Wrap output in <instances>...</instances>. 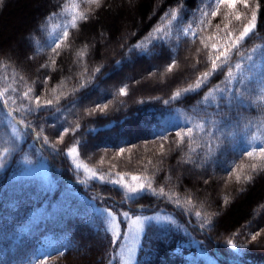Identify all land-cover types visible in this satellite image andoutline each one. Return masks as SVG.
<instances>
[{
    "label": "trees",
    "instance_id": "16d2710c",
    "mask_svg": "<svg viewBox=\"0 0 264 264\" xmlns=\"http://www.w3.org/2000/svg\"><path fill=\"white\" fill-rule=\"evenodd\" d=\"M208 4L0 0V151L10 146L13 136L22 137L15 162L8 158L0 168V264H69L67 257L79 259L86 248L92 264H109L111 256H119L122 239L114 253L97 207L117 215L129 211L171 218V224L154 221L145 227L132 264H236L229 259L264 264V158L258 151L253 157L241 154L243 148L264 145V84L245 85L240 105L235 98L229 104L219 92H210L232 86L226 83V68L202 87L196 83L211 69L210 45L223 35L224 24L236 32L257 5L255 30L239 54H233L232 63L253 48L264 51V0H250L249 9L238 5L242 22L231 16L225 20L222 8L216 18H204L210 27H201ZM173 9L178 20L169 31ZM64 31L69 33L66 38ZM109 43L111 50L106 49ZM142 65L147 68L140 69ZM189 87L196 90L185 92ZM177 91L181 96L172 100ZM49 100L51 105L41 107ZM8 108L25 126L17 127ZM201 121L208 122V131L202 130ZM185 124L194 131H182L181 139L175 130ZM214 125L223 131L216 132ZM33 133H39L40 141H34ZM161 133L167 141L159 138ZM73 147L77 160L91 169L87 174L77 171L67 154ZM25 156L37 165L45 163L48 176L36 174L33 167L23 170L20 160ZM92 172L103 174L106 182L92 179ZM118 173L125 180L147 177L144 182H151L154 192L126 199L125 191L110 182ZM119 225L123 232V223ZM256 232L261 235L252 241ZM229 239L242 246L238 253L228 246Z\"/></svg>",
    "mask_w": 264,
    "mask_h": 264
},
{
    "label": "snow or ice",
    "instance_id": "6c2138e0",
    "mask_svg": "<svg viewBox=\"0 0 264 264\" xmlns=\"http://www.w3.org/2000/svg\"><path fill=\"white\" fill-rule=\"evenodd\" d=\"M89 3H99V0H88ZM243 5L245 9H249L250 6V0H209L208 8L210 11H204L202 14V17L199 20V24L201 27H210L211 21L208 20L207 24L205 23L206 17H212L216 18L217 16L221 15L222 8L225 10L223 13V17L225 20L229 19V17H234L235 21L242 22V14L237 11V6ZM259 5L256 6L258 8ZM256 8L250 9L251 11V17L247 19V22H242V27L237 29L236 32L229 29L228 24H224L223 35L218 36L217 43H212L210 45V52H209V60L211 63V69L210 71H205L202 73V75L197 79V88L202 87L207 81L210 79L211 75H214L217 71L222 69H227L225 75L228 78L226 83L232 85L231 87H226L224 89H220L219 86H217L214 89H210V92L216 91L219 92L220 99L227 100L229 104L232 102V99L235 98V100L240 104H244V97L242 94V88L245 85H252V84H264V51H261L259 47L251 49L249 54L246 58H242L240 61L236 62L235 64L232 63V57L233 54H239L242 46L244 45V42L247 38L254 32L255 30V21H256ZM86 19V17H84ZM178 20V13L176 9H173L171 12V20L169 21V31L171 29L172 21ZM75 26V25H73ZM216 29L220 30V24L216 25ZM191 30V25H189V28H185L184 34L187 36L188 32ZM158 32L163 31L161 29H157ZM238 33V34H237ZM68 32L64 31L63 37L68 36ZM196 33H193V36H195ZM158 39H161L162 43L165 42L164 37H158ZM209 39H212L209 37ZM204 42L203 39L201 41ZM59 47V44L56 45ZM139 47V45H137ZM205 47L208 48L209 45L205 44ZM55 51V49H53ZM199 51V49L197 50ZM212 52H215L216 55L213 58ZM244 59H247L248 63L245 65ZM175 64V60L172 61V64H169V71H171L172 66ZM98 71V69H97ZM196 89H193L192 87H189L188 89H185V92L189 91H195ZM31 91V89L29 90ZM121 94L125 93V89H120ZM224 93H229L230 95L225 96ZM28 92L24 93V96H28ZM181 96V93L179 91L175 92L172 96V100H176ZM207 99V97H206ZM37 103L39 102V97H36ZM52 101H47L46 105H41V107H47L48 105H51ZM143 103V101H141ZM163 103L165 105H168L170 103L169 100H164ZM106 107V105H105ZM11 115V113H9ZM207 121H201L200 127L204 131H208L207 128H205V125L207 124ZM25 124L24 120L20 121V124L17 125V127H23ZM29 128H31V125H28ZM216 132H222L223 129L219 125H214ZM77 128H79V125H77ZM186 130L188 134L193 133V128L185 124L183 128L177 127L175 130V134L177 137H181V132ZM167 131V130H166ZM64 133L68 132L67 128L63 129ZM214 135V133H213ZM159 138L167 141V135L164 133H161L159 135ZM183 137H181L182 139ZM20 139L22 137H16L13 136L12 140L10 142L9 147L3 148L2 151H0V168H4L8 162V158H11L13 162H15V158L17 155L16 152V145L19 143ZM33 139L34 141H40V135L39 133H33ZM60 139H63V136H60ZM255 139V137H253ZM43 145H47V137H44L43 139ZM49 147H51L49 145ZM163 147V145H161ZM213 145L209 144V148L211 149ZM216 147H219V145H216ZM23 148H21V151ZM53 153L58 154V150H56L54 147L52 148ZM125 149L121 148L120 152L123 153ZM259 152L261 158H264V145H260L259 147H251V150L248 148L242 149V155H246L248 157H253L256 152ZM77 152V148H69L67 149V154L71 156L72 154ZM42 159V158H41ZM20 163L24 166H26L23 170L30 169L37 165V163H34L31 159H29L27 156L23 157L22 160H20ZM75 169L78 171L81 169L80 164H76ZM253 171L256 170L257 165L253 164L252 166ZM85 172H90L91 169H88L86 166L83 169ZM118 179H113L110 182L121 188L126 193V199H133L138 194H143L147 191L154 192V189L152 187L151 182L145 183L144 181H148L147 177H141L137 175H132L131 180L134 183H126L125 177L123 174H117ZM92 179L99 180L101 183H105L104 175L103 174H97L96 172H92ZM239 176L237 177V180L239 181ZM247 179H251V177H248ZM164 190L163 188L160 189V193L163 194ZM178 206V205H177ZM99 215L103 216L105 218V222L107 227L105 228V231L110 233L109 238V247L113 250L114 253L117 252V250L120 248V240L127 238V235L129 232H133L135 234L142 235L144 232V229L150 222H157V223H168L171 224L172 220L171 218L167 220H159L156 217H147V216H141L139 214H133L129 211H121L119 215H117L115 212H113L108 207H97L95 210ZM196 216H200V212H196ZM208 221L206 220L205 223ZM123 223L124 230L123 232L120 230L119 224ZM261 235L260 232H256L255 234L251 235V240L256 241L257 238ZM228 246L235 252H239L240 245L234 242V240L229 239L227 241ZM59 255H64L63 252H60L58 250ZM44 259H47L45 257ZM131 257H129L130 261ZM115 261V264H125V262L117 255H113L110 257L109 264H113ZM37 264H42V262L38 261Z\"/></svg>",
    "mask_w": 264,
    "mask_h": 264
},
{
    "label": "rangeland",
    "instance_id": "374dc122",
    "mask_svg": "<svg viewBox=\"0 0 264 264\" xmlns=\"http://www.w3.org/2000/svg\"><path fill=\"white\" fill-rule=\"evenodd\" d=\"M21 42H23V44L26 46L27 45V43H28V41H27V39H25V37H23L22 36V38H21ZM106 49L107 50H111L112 49V44L111 43H109V44H107L106 45ZM11 50H13L12 48H11ZM6 52H9L8 50H5ZM143 68H145L143 65L142 66H140V69H143ZM147 68V67H146ZM145 68V69H146ZM144 70V69H143ZM142 70V71H143ZM131 73H130V71L129 72H126V76H128L129 77V75H130ZM142 81V80H141ZM148 81V80H147ZM150 81V83L149 84H151L152 83V81L151 80H149ZM154 83V82H153ZM134 129L132 128V126H130L128 129H127V132L129 133V134H133L134 133ZM71 158H72V160H73V162H74V165H76V164H80L82 167H81V169H84V167L85 166H83L78 160H77V158H76V155H75V153L74 154H72L71 155ZM32 170H34L35 171V173L36 174H39L40 176H42L43 178H46L47 177V166H46V164L44 163V164H40V165H37L36 167H33L32 168ZM84 171V170H83ZM85 172V171H84ZM86 174H87V172H85ZM183 173L184 174H190V176L192 177V180H197V177L196 176H194V175H192V171L191 170H189V169H184L183 170ZM125 182L126 183H129V184H131V183H134L132 180H131V178L129 179V180H125ZM215 182H218V181H215ZM141 216H147V217H156V218H160L161 217V219H163V217H166L167 215H160V214H147V215H141ZM119 227H120V225H119ZM262 227V226H261ZM120 230H121V227H120ZM260 231V230H259ZM262 232L264 233V227H263V230H262ZM138 238H139V234H135V233H133V232H129L128 233V235H127V238H125V239H122V246H121V249H120V252H119V257L125 262V264H132V262H133V253H135V250H136V248H137V245H138ZM129 257H131V259H130V261H129ZM92 259H93V257H92V253H90V251H88L87 250V248H86V250H85V255L83 256V257H81V258H79V259H77V258H75V257H67L66 258V261H68L69 262V264H92L93 262H92ZM94 262H95V258H94ZM263 263V262H262Z\"/></svg>",
    "mask_w": 264,
    "mask_h": 264
}]
</instances>
